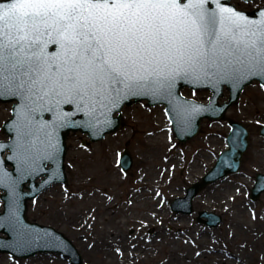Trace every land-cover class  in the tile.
Listing matches in <instances>:
<instances>
[{
	"label": "rangeland",
	"instance_id": "rangeland-1",
	"mask_svg": "<svg viewBox=\"0 0 264 264\" xmlns=\"http://www.w3.org/2000/svg\"><path fill=\"white\" fill-rule=\"evenodd\" d=\"M233 3L254 9L264 1ZM183 93L201 101L210 95L188 87ZM227 97L225 91L221 100ZM11 107V101H0V139L8 138L1 126ZM227 117L250 131L239 171L206 186L194 200L193 214L172 212L171 200L226 148ZM262 123L264 84L257 80L243 88L225 117L203 118L198 133L184 142L176 138L164 105L146 100L125 105L121 126L101 140L80 131L67 134V182L52 184L29 201L27 216L67 234L85 253V264H264V192L250 199L255 174L264 173ZM126 147L133 164L124 172L117 158ZM202 209L221 215V224L199 223L196 211ZM57 257L12 259L2 253L0 264H65Z\"/></svg>",
	"mask_w": 264,
	"mask_h": 264
},
{
	"label": "snow or ice",
	"instance_id": "snow-or-ice-1",
	"mask_svg": "<svg viewBox=\"0 0 264 264\" xmlns=\"http://www.w3.org/2000/svg\"><path fill=\"white\" fill-rule=\"evenodd\" d=\"M7 0L0 3V91L25 106L81 93L164 86L221 48L264 72V10L249 18L216 0ZM50 44L58 50L48 53ZM175 65L176 67H171ZM167 70V72L165 71ZM170 87V83L167 85Z\"/></svg>",
	"mask_w": 264,
	"mask_h": 264
},
{
	"label": "water",
	"instance_id": "water-1",
	"mask_svg": "<svg viewBox=\"0 0 264 264\" xmlns=\"http://www.w3.org/2000/svg\"><path fill=\"white\" fill-rule=\"evenodd\" d=\"M229 0H221L228 3ZM7 3V0H0ZM232 5V4H230ZM233 6V5H232ZM216 7V0L205 6ZM244 12L249 18L259 19L258 12ZM58 46L50 44L46 51L52 53ZM171 67L175 68V65ZM167 72V70H165ZM134 91L117 93L115 88L123 85H110L108 91L88 95L81 93L72 102L56 105L43 102L25 106L20 95L7 90L0 91V100L13 103L11 117L2 126L9 135L8 140H0V189L3 210L0 212V252H10L17 256L35 255L37 252L60 251L80 263V255L73 243L60 231L50 225L30 221L26 217L27 201L37 197L53 183H65V138L69 131L86 132L93 141L102 139L106 133L116 130L121 124V108L133 101L147 99L148 103L165 104V111L180 141L192 138L199 130L204 117L218 119L237 100L243 87L253 79L264 84V72L249 59L238 63L235 57L225 55L221 48L211 57L210 62L194 69L181 65L180 70L164 86L152 83ZM170 83V87H168ZM184 86L196 89H209L211 96L207 102L184 96L180 89ZM224 88L229 90L228 99L219 103ZM115 113H118L115 115ZM230 130L226 135L227 148L222 150L215 164L201 177L185 189L184 196L174 198L170 204L175 212L192 213L193 199L208 184L222 179L229 173L239 170L241 160L249 143V130L240 121L227 118ZM264 138V123L259 129ZM133 163L128 149L119 156V165L127 171ZM9 166H11L9 168ZM40 178V179H39ZM264 192V173L258 172L251 188L252 200ZM204 217V218H203ZM198 221L208 226H218L222 217L211 211L198 212Z\"/></svg>",
	"mask_w": 264,
	"mask_h": 264
},
{
	"label": "flooded vegetation",
	"instance_id": "flooded-vegetation-1",
	"mask_svg": "<svg viewBox=\"0 0 264 264\" xmlns=\"http://www.w3.org/2000/svg\"><path fill=\"white\" fill-rule=\"evenodd\" d=\"M84 229H85V227H84ZM77 241H78V239H77ZM84 249H85V242H84ZM55 255H57V256H61V258L63 259V260H66L62 255H60V254H55ZM83 264H85V253H83ZM65 264H71V263H69L67 260H66V263Z\"/></svg>",
	"mask_w": 264,
	"mask_h": 264
},
{
	"label": "bare ground",
	"instance_id": "bare-ground-1",
	"mask_svg": "<svg viewBox=\"0 0 264 264\" xmlns=\"http://www.w3.org/2000/svg\"><path fill=\"white\" fill-rule=\"evenodd\" d=\"M252 3L254 2V1H251ZM223 91H228L227 89H225L224 88V90ZM229 92V91H228ZM229 96V95H228ZM230 107V106H229ZM121 124H122V120H121ZM173 132H174V130H173ZM174 134H175V132H174ZM175 136H176V134H175ZM177 137V136H176ZM247 150V149H246Z\"/></svg>",
	"mask_w": 264,
	"mask_h": 264
}]
</instances>
